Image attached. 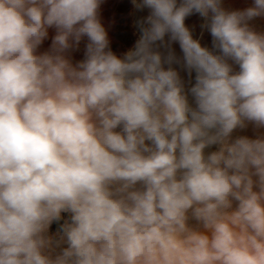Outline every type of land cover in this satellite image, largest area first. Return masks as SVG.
<instances>
[{
    "label": "clouds",
    "instance_id": "obj_1",
    "mask_svg": "<svg viewBox=\"0 0 264 264\" xmlns=\"http://www.w3.org/2000/svg\"><path fill=\"white\" fill-rule=\"evenodd\" d=\"M101 3L0 0V264H264V133L233 139L264 129V0H132L149 14L122 58Z\"/></svg>",
    "mask_w": 264,
    "mask_h": 264
},
{
    "label": "rangeland",
    "instance_id": "obj_2",
    "mask_svg": "<svg viewBox=\"0 0 264 264\" xmlns=\"http://www.w3.org/2000/svg\"><path fill=\"white\" fill-rule=\"evenodd\" d=\"M253 4L254 0H222V6L228 11L244 10L247 7L253 6ZM148 14V9L138 11L133 6L132 0H102L99 9V18L108 34L110 42L109 46L114 54L122 58L127 51L134 47L137 39L139 38V32L135 27V22L145 18ZM203 23L204 20L198 13H193L185 19V25L192 31L193 38L198 39L202 46L211 50L212 37L206 29L201 28ZM249 24L250 27L258 33H264V16L254 18L249 22ZM55 35L56 30L54 28L48 29V37L39 46L38 54H42L50 49ZM167 40L168 37L166 36L165 41ZM86 44L87 39L83 38L78 47L69 50L66 53V57L74 66L78 62L85 59ZM171 48L174 50L177 57H182L183 54L178 42H172ZM160 51L166 54V50L164 48H161ZM164 67L167 68L168 65L165 64ZM171 67L178 71L181 79L184 81L185 91L187 92L188 89L195 83V72H193L191 77H189L187 70L180 64H173ZM235 69L238 70V66H235ZM188 99L189 102L195 106L190 93L188 94ZM117 131H119V129H117ZM262 133H264V129H256L252 124H249L244 129L235 130L233 132V139L238 136H247L255 139ZM216 150H218V146L213 145L206 148L205 153L208 154ZM61 215L62 219L57 223L54 221L49 227V234L52 236H55L60 231L61 225L69 218L68 213H62ZM189 223L193 227L197 226V222L195 220H190ZM64 247H66V245H64ZM59 251L60 249H56V252Z\"/></svg>",
    "mask_w": 264,
    "mask_h": 264
},
{
    "label": "water",
    "instance_id": "obj_3",
    "mask_svg": "<svg viewBox=\"0 0 264 264\" xmlns=\"http://www.w3.org/2000/svg\"><path fill=\"white\" fill-rule=\"evenodd\" d=\"M56 223L58 222V221H55Z\"/></svg>",
    "mask_w": 264,
    "mask_h": 264
}]
</instances>
